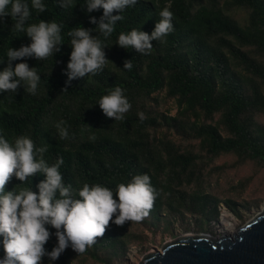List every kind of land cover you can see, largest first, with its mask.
I'll return each instance as SVG.
<instances>
[{
  "label": "trees",
  "instance_id": "obj_1",
  "mask_svg": "<svg viewBox=\"0 0 264 264\" xmlns=\"http://www.w3.org/2000/svg\"><path fill=\"white\" fill-rule=\"evenodd\" d=\"M84 2L73 0L75 7L63 9L58 0H42L47 11L39 13L28 0L29 23L55 20L62 24L63 45L61 52L46 60L25 57L12 62L13 67L21 62L37 67L41 80L35 95L23 85L16 93H0V133L9 141L28 135L37 147L47 146L44 158L50 165L63 157L60 172L65 183L77 189L84 183H99L115 192L119 184L148 174L160 193L148 215L155 220L170 213L217 214V197L202 187L187 189L199 180V156L153 135L152 129L164 122L199 140L211 157L233 153L242 162L264 161V126L255 117L264 113V0H225L224 4L221 0H138L122 13L124 19L117 22L110 37L92 32L109 47L103 72L69 83L66 70L72 47L68 32L79 26L95 29L90 17L99 20L103 15V9L87 13L81 7ZM225 4L247 8V22L241 24L228 14ZM166 6L174 14V31L163 41H151L149 55L117 45L121 32L138 29L151 35ZM13 25L11 16L0 22V71L7 67L9 48L31 43L24 32L12 31ZM126 60L132 62L131 70L123 68ZM117 86L131 105L122 120L107 117L99 106L108 90ZM164 88L178 102L175 116L153 114L146 106V98ZM216 115L219 120L212 122ZM60 121L65 122L61 127L67 128V139L59 137L56 124ZM93 136L95 140L90 139ZM44 178L37 174L30 178L32 185L31 181L21 185L13 177L6 190L32 186L38 191L35 185ZM114 199L118 201L116 194ZM119 228L110 222L105 235L84 254L98 259L102 251L112 250L114 255L126 251L128 241ZM49 230L53 235L45 248L50 252L57 238L56 230ZM2 240L0 252H5ZM66 260L63 252L54 264H67ZM43 261L47 264L49 258Z\"/></svg>",
  "mask_w": 264,
  "mask_h": 264
},
{
  "label": "clouds",
  "instance_id": "obj_2",
  "mask_svg": "<svg viewBox=\"0 0 264 264\" xmlns=\"http://www.w3.org/2000/svg\"><path fill=\"white\" fill-rule=\"evenodd\" d=\"M137 2L85 0L81 7L86 8L87 13L103 9V15L99 20L90 17V23L97 25L95 29L79 26L68 32L72 47L66 70L69 83L76 78L103 72L109 62L105 52L109 47L99 36L110 37L117 22L124 19L122 13ZM58 6L63 9L75 7L73 0H58ZM31 8L39 13L47 11L42 0H31ZM114 12L120 14L114 15ZM158 15L160 19L151 35L138 29L121 32L117 45L125 49L135 48L142 55H149L153 48L151 41H163L174 31V14L169 7H164ZM9 16L14 21L12 31L24 32L31 43L19 49H8L7 67L0 71V93H16L23 85L26 92L35 95L41 80L37 67H30L26 62L13 67L12 62L25 57L43 61L61 52L63 25L55 20L29 23L31 10L28 0H0V22ZM93 31L100 35L93 36ZM123 68L131 70L132 62L126 60ZM108 91L109 94L100 99L99 106L107 117L122 120L131 105L121 87ZM139 117L144 120V113H139ZM64 123L60 121L56 124L60 139L69 136L67 128L61 127ZM90 139L95 140V137ZM46 151L47 146L37 147L28 135L9 141L0 133V237L3 238L5 251L0 264H43L45 256L51 264L69 247L78 255L84 254L98 237L105 235L110 222L123 226L128 221H142L149 215L160 194L148 174L136 175L129 183L119 184L115 192L99 183H84L81 188H74L72 184L65 183L60 172L63 157L50 165L44 158ZM37 174L45 177L35 185L38 191H34L32 186L19 191L16 187L6 190L13 177L22 185ZM114 194L118 196V201L114 199ZM49 228L56 230L54 235L57 238V245L50 252L45 248L53 235Z\"/></svg>",
  "mask_w": 264,
  "mask_h": 264
},
{
  "label": "rangeland",
  "instance_id": "obj_3",
  "mask_svg": "<svg viewBox=\"0 0 264 264\" xmlns=\"http://www.w3.org/2000/svg\"><path fill=\"white\" fill-rule=\"evenodd\" d=\"M221 3L224 4L225 0H221ZM224 8L241 24L247 22V8L230 4H225ZM146 106L153 114L175 116L179 110L176 98L169 96L166 88L148 96ZM255 117L264 126V113H258ZM218 120L219 115H216L212 122ZM152 133L158 137H166L182 150L192 151L199 156V180L187 186V189L202 187L217 197L220 200L217 214L201 217L189 212L184 215L170 213L164 214L159 220L147 216L140 222L128 221L119 228L121 237L128 241L126 251L116 255L112 254V250L102 251L97 259L89 254L78 255L69 247L64 252L67 254V264H140L148 252L161 249L166 242L184 234L208 233L213 237L231 234L264 208V161L242 162L233 153L211 157L199 140L188 137L187 133L177 131L164 122L152 129ZM228 199L232 200L231 204L227 203ZM4 256L5 252H0V260ZM56 262L52 261L51 264Z\"/></svg>",
  "mask_w": 264,
  "mask_h": 264
},
{
  "label": "water",
  "instance_id": "obj_4",
  "mask_svg": "<svg viewBox=\"0 0 264 264\" xmlns=\"http://www.w3.org/2000/svg\"><path fill=\"white\" fill-rule=\"evenodd\" d=\"M140 264H264V208L231 234H184Z\"/></svg>",
  "mask_w": 264,
  "mask_h": 264
}]
</instances>
